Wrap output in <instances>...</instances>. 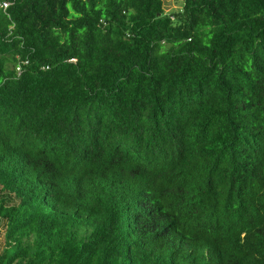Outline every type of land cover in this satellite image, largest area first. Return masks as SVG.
Returning <instances> with one entry per match:
<instances>
[{"label":"trees","instance_id":"trees-1","mask_svg":"<svg viewBox=\"0 0 264 264\" xmlns=\"http://www.w3.org/2000/svg\"><path fill=\"white\" fill-rule=\"evenodd\" d=\"M174 1L0 0V264H264V0Z\"/></svg>","mask_w":264,"mask_h":264},{"label":"rangeland","instance_id":"rangeland-1","mask_svg":"<svg viewBox=\"0 0 264 264\" xmlns=\"http://www.w3.org/2000/svg\"><path fill=\"white\" fill-rule=\"evenodd\" d=\"M164 8L166 12H170L176 9L180 8V4L174 0H164ZM4 246V240H3V228H0V253L2 251V248Z\"/></svg>","mask_w":264,"mask_h":264},{"label":"built area","instance_id":"built-area-1","mask_svg":"<svg viewBox=\"0 0 264 264\" xmlns=\"http://www.w3.org/2000/svg\"><path fill=\"white\" fill-rule=\"evenodd\" d=\"M4 5H6V4H4Z\"/></svg>","mask_w":264,"mask_h":264}]
</instances>
